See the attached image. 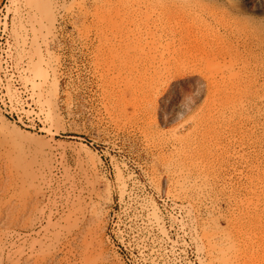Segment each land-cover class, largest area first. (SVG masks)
Returning a JSON list of instances; mask_svg holds the SVG:
<instances>
[{
    "label": "rangeland",
    "instance_id": "obj_1",
    "mask_svg": "<svg viewBox=\"0 0 264 264\" xmlns=\"http://www.w3.org/2000/svg\"><path fill=\"white\" fill-rule=\"evenodd\" d=\"M0 264H264V0H0Z\"/></svg>",
    "mask_w": 264,
    "mask_h": 264
}]
</instances>
